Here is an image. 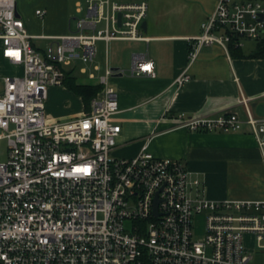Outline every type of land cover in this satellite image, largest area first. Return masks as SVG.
<instances>
[{"label":"built area","instance_id":"obj_1","mask_svg":"<svg viewBox=\"0 0 264 264\" xmlns=\"http://www.w3.org/2000/svg\"><path fill=\"white\" fill-rule=\"evenodd\" d=\"M148 11L146 0H88L76 31L50 37L43 54L18 0H0V50L15 69L0 90V264H252L248 236L264 250V200H210L184 161L158 158L148 146L134 158L114 155L122 126L114 119L120 108L110 67L83 116L47 118L48 92L64 85V67L94 61L100 41L148 42ZM263 15L264 0H219L192 38L190 64L175 86L191 81L202 48L219 45L230 55L231 45L264 36ZM154 69L148 55L136 54L129 73L156 77ZM241 104L244 119L228 113L176 120L192 132L247 125L264 151V115L249 98Z\"/></svg>","mask_w":264,"mask_h":264},{"label":"crops","instance_id":"obj_2","mask_svg":"<svg viewBox=\"0 0 264 264\" xmlns=\"http://www.w3.org/2000/svg\"><path fill=\"white\" fill-rule=\"evenodd\" d=\"M87 1L18 0V13L35 37L34 46L44 54L53 42L50 37H64L76 31L73 23L77 17L70 7L74 3L80 13L82 3ZM146 1L149 11L147 31L143 30V34L148 42L100 41L106 51L102 53L97 47L94 61L65 66L66 75L76 78L79 85L95 86L109 67L115 72L108 83L116 90L120 108L114 118L122 126L114 153L121 156L118 158H134L148 146V151L158 158L184 161L193 176L203 181L210 200L263 201L264 151L249 126L239 132H192L180 128L176 118L180 114L207 118L236 113L244 119L242 98H249L257 113V107L264 106V58L233 57L219 45L204 47L188 71L191 81L177 87L176 79L190 64L191 40L202 33V23L214 12L219 0ZM37 10H46V16L40 18ZM122 44L132 47L128 56L120 53ZM254 48L245 50L244 40L245 55ZM136 54L148 55L154 62L156 77L130 75ZM1 59L4 60L2 53ZM62 101L69 102L68 107L63 108L59 104ZM87 111L82 97L65 84L49 89V122L75 119ZM246 243L253 256L252 264H264V250L257 246L254 237L248 236Z\"/></svg>","mask_w":264,"mask_h":264},{"label":"trees","instance_id":"obj_3","mask_svg":"<svg viewBox=\"0 0 264 264\" xmlns=\"http://www.w3.org/2000/svg\"><path fill=\"white\" fill-rule=\"evenodd\" d=\"M230 54L233 57L264 58V36L256 41L255 48L249 55H245L242 48L235 47L234 45L230 46ZM64 84L69 90L82 97L88 110L90 109L92 99L95 98L104 88L101 84L95 86L79 85L76 82V78H71L68 74L66 75Z\"/></svg>","mask_w":264,"mask_h":264},{"label":"rangeland","instance_id":"obj_4","mask_svg":"<svg viewBox=\"0 0 264 264\" xmlns=\"http://www.w3.org/2000/svg\"><path fill=\"white\" fill-rule=\"evenodd\" d=\"M20 2H21V0H20ZM82 4H83V11L80 13H77V6L74 3L70 7V11L74 17L84 18L86 16L87 4L84 2ZM75 25H76V22L74 21L73 26L75 27ZM255 44H256V41H254V40H252V41L251 40H245V50L248 51V50L254 48ZM101 45H103V44L99 42L97 47H98V51H102V53H103V51L105 52L106 49H103L101 47ZM131 51H132V47H130L129 44H122L120 47V53L123 56H128L131 53ZM14 73H15V69L11 65L7 64V62L5 60L1 59V53H0V90L3 89V76L6 74L12 75ZM57 103H58V101H57ZM59 104H61L62 107L65 108V107H68L67 105L69 104V102L62 101V103H59ZM47 117L49 118V114L47 115ZM115 156L121 157L120 155H115Z\"/></svg>","mask_w":264,"mask_h":264},{"label":"water","instance_id":"obj_5","mask_svg":"<svg viewBox=\"0 0 264 264\" xmlns=\"http://www.w3.org/2000/svg\"><path fill=\"white\" fill-rule=\"evenodd\" d=\"M119 18H120V22H121V15H119ZM261 20L264 21V15L262 16ZM142 28L144 31H147V22L145 21L142 25ZM117 70V69H115ZM257 114L263 116L264 115V106L263 105H260L257 107Z\"/></svg>","mask_w":264,"mask_h":264}]
</instances>
